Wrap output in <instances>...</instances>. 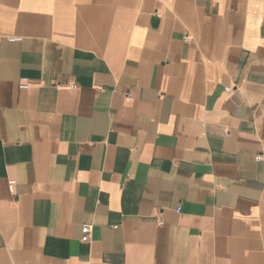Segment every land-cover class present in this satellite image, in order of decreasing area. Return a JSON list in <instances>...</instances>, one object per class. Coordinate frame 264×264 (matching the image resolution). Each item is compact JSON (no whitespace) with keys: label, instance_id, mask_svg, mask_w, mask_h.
Instances as JSON below:
<instances>
[{"label":"crops","instance_id":"obj_1","mask_svg":"<svg viewBox=\"0 0 264 264\" xmlns=\"http://www.w3.org/2000/svg\"><path fill=\"white\" fill-rule=\"evenodd\" d=\"M0 264H264V0H0Z\"/></svg>","mask_w":264,"mask_h":264},{"label":"built area","instance_id":"obj_2","mask_svg":"<svg viewBox=\"0 0 264 264\" xmlns=\"http://www.w3.org/2000/svg\"><path fill=\"white\" fill-rule=\"evenodd\" d=\"M20 87L23 89L28 88V84L26 83L25 80L21 81ZM229 90V89H227ZM262 159V155H257L256 160L259 161ZM92 229H93V225L92 224H85L82 227V240L83 241H88L91 237V233H92Z\"/></svg>","mask_w":264,"mask_h":264}]
</instances>
